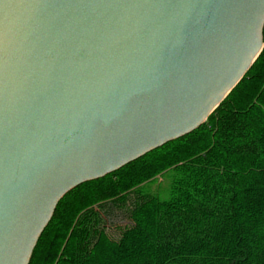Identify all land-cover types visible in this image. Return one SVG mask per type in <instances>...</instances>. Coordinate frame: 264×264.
<instances>
[{"label":"water","instance_id":"water-1","mask_svg":"<svg viewBox=\"0 0 264 264\" xmlns=\"http://www.w3.org/2000/svg\"><path fill=\"white\" fill-rule=\"evenodd\" d=\"M263 28L264 0H0V264L70 190L198 128Z\"/></svg>","mask_w":264,"mask_h":264},{"label":"trees","instance_id":"trees-1","mask_svg":"<svg viewBox=\"0 0 264 264\" xmlns=\"http://www.w3.org/2000/svg\"><path fill=\"white\" fill-rule=\"evenodd\" d=\"M158 174L165 186L149 191ZM113 210L126 219L117 239ZM29 264H264V28L198 128L60 199Z\"/></svg>","mask_w":264,"mask_h":264},{"label":"rangeland","instance_id":"rangeland-1","mask_svg":"<svg viewBox=\"0 0 264 264\" xmlns=\"http://www.w3.org/2000/svg\"><path fill=\"white\" fill-rule=\"evenodd\" d=\"M159 175L160 174L154 177L156 179V180L154 179L155 181L147 180L144 182L146 183L144 185L146 189H148L149 191L155 192L156 190L159 191V189L161 188L160 186H165V182L167 180H164ZM159 183L161 185H159ZM125 221L126 219L123 217V215L119 211L117 210L109 211L106 216V224H107L106 231L108 235L113 239H117L119 236V228L122 227Z\"/></svg>","mask_w":264,"mask_h":264}]
</instances>
